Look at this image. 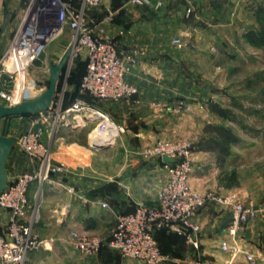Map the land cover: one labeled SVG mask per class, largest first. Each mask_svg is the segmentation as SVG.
Masks as SVG:
<instances>
[{"label":"crops","instance_id":"crops-1","mask_svg":"<svg viewBox=\"0 0 264 264\" xmlns=\"http://www.w3.org/2000/svg\"><path fill=\"white\" fill-rule=\"evenodd\" d=\"M147 1L136 5L129 0H105L103 7L86 13L88 23L95 25L109 9L113 21L100 25L104 33L115 39L120 49L145 51L127 75L137 95L132 102L99 103L90 99L124 128L120 138L102 150L92 148L91 142L63 143L62 154H52L51 159L54 164L63 163L64 171L51 176L53 183L30 186L29 211L37 208L38 213L32 230L44 245L29 252L24 264H143L121 258L108 245L95 255L82 254L73 248L70 232L105 238L117 215L132 212L138 204L154 206L165 172L158 159L141 155L143 160L138 155L140 149L157 139L175 136L180 126L193 125V138L200 137L210 122L195 115L174 114L171 108L175 99L187 98L197 113L210 116L212 111L203 100L212 89L194 80L225 76L229 72L225 63L237 60L246 50L256 53L262 48L251 38L261 36L264 0ZM0 32L1 54L8 46L2 40L4 25ZM175 38L184 43L182 48L172 43ZM58 140L61 138L54 137L49 143L55 145ZM192 155L189 184L207 193L215 188L213 173L220 163L215 154L197 151ZM22 156L9 154L7 179L27 169ZM244 203L252 205L258 214L242 224L235 237L227 231L228 211L216 203L208 204L193 217L200 228L196 248L184 237L157 232L155 239L166 258L162 264H251L247 254L253 255L254 264H264V199ZM3 218L5 222L7 214ZM222 242L236 251H223Z\"/></svg>","mask_w":264,"mask_h":264},{"label":"built area","instance_id":"built-area-1","mask_svg":"<svg viewBox=\"0 0 264 264\" xmlns=\"http://www.w3.org/2000/svg\"><path fill=\"white\" fill-rule=\"evenodd\" d=\"M33 1L37 7L36 17L34 20L22 21L13 41L0 54V99L4 106H15L22 102V76L26 67L64 26L72 33L71 55H84L87 62L86 73L80 82L78 97L68 107L62 109L59 101V105L49 115L50 109L37 114L41 117L32 122L28 130L14 141V145L24 153L28 167L7 179L0 192V211L7 214V220L0 225V264H24L29 252L44 245V241L32 230L38 220V213L37 208L29 211L28 190L33 183H53L51 176L60 174L65 169L63 163H52L43 143L45 134L52 139L61 127L89 123L96 124L92 131L99 135L111 124L117 132L115 141L119 132H124V128L112 122L102 109L83 96L88 95L99 103L134 101L137 89L127 80V75L145 54L144 50L120 49L117 41L104 33L100 25L113 21L109 9L97 24L88 23L86 13L103 7L105 0ZM129 2L136 5L148 3L147 0ZM172 43L178 48L184 46L178 38ZM7 80L13 83L10 92L3 89ZM174 107L188 109L184 101L177 102ZM44 114L48 115L49 121L43 118ZM142 154L145 158L158 159L165 172V179L156 191L157 204H138L132 212L117 215L114 227L105 238L72 230L69 236L76 251L95 255L102 246L108 245L122 258L144 264H162L166 258L158 247L156 232L164 230L184 237L196 248V235L200 228L193 217L208 204L222 205L228 211L227 231L233 237L242 224L257 216V209L235 196L200 193L190 186L192 154L189 143L157 140L144 147ZM165 157L173 161L164 162ZM220 247L225 252L236 251L227 242H222ZM246 259L251 264L255 263L251 254H247Z\"/></svg>","mask_w":264,"mask_h":264},{"label":"rangeland","instance_id":"rangeland-1","mask_svg":"<svg viewBox=\"0 0 264 264\" xmlns=\"http://www.w3.org/2000/svg\"><path fill=\"white\" fill-rule=\"evenodd\" d=\"M0 5V28L4 25L2 40L6 41L9 46L22 21L34 20L37 15V7L33 0H0ZM71 36V31L64 26L57 35L45 44L40 55L28 64L22 76L24 86L21 93L22 101L33 100L45 91L49 80V66L57 64L64 52L70 48ZM254 51V49L246 50L237 60L225 63L224 66L229 71L228 74L225 73V76L219 77L218 75H214L210 79L200 78L194 80L197 84H205L212 89V94L208 95V98L204 99L203 102L206 105H217L225 112L224 116H219L210 110L211 117L200 115V112H198L199 114L197 113L198 110H194L192 102L183 97H177L174 104L184 101L188 109L171 108L174 114L185 113L187 115H195L196 117L199 116V118L208 120L210 122L208 124L224 126L236 135L238 141L230 145L231 157H226L216 167V171L213 173L215 188L209 192L216 196H235L243 202L245 200L264 199V46L263 48L256 49V53ZM79 60H85L83 54L71 55L69 57L62 73L64 75L62 76L64 77L63 84L59 83L58 93L54 97L55 103L50 107L48 115L51 113V110H54L59 105V101L62 109L69 106L65 107L63 103L70 98L73 88L67 87L65 81L70 69H73L74 63ZM12 86L13 83L7 80L3 89L6 92H10ZM65 91L67 93L64 99ZM0 105H4L2 99H0ZM48 115L44 114L43 118L49 121ZM40 117V115H33L12 118L7 136L14 141L18 140L28 130L31 123ZM108 117L114 122L109 115ZM79 125L74 123V127L65 129L61 127L57 135L54 136L57 139L61 138V140H58V143H55V145L52 142L49 143L51 139L47 137V133L45 134L43 143L50 157L52 154H62L61 146L63 143L64 145L71 142H76L80 145H83L85 142L90 144L91 141L88 139V134L94 129L96 124L89 125L88 123L83 128L79 127ZM195 131L196 128L193 125L180 126L179 131L176 134L173 133L175 136L157 140L187 142L191 145V154H196L195 144L202 134L197 139H194ZM121 135L122 133L119 132L118 137L111 145H114ZM154 142L146 146L152 145ZM144 147L140 149V154H138L141 158ZM13 154H19V157H23L22 155H24L17 145H14L11 150L10 157ZM204 154L214 153L204 152ZM21 161L22 158H20V163H22ZM4 214L6 213L0 211V220H3L2 224L4 222Z\"/></svg>","mask_w":264,"mask_h":264},{"label":"water","instance_id":"water-1","mask_svg":"<svg viewBox=\"0 0 264 264\" xmlns=\"http://www.w3.org/2000/svg\"><path fill=\"white\" fill-rule=\"evenodd\" d=\"M70 56L71 48L64 52L57 64L49 66L48 85L40 96L33 100L22 101L15 106L0 105V192L4 189L7 181L6 160L14 147V140L7 136L11 119L37 115L50 109L57 92L59 78ZM90 146L102 150L107 148L109 144L91 143ZM163 161L171 163L173 160L165 157Z\"/></svg>","mask_w":264,"mask_h":264},{"label":"trees","instance_id":"trees-1","mask_svg":"<svg viewBox=\"0 0 264 264\" xmlns=\"http://www.w3.org/2000/svg\"><path fill=\"white\" fill-rule=\"evenodd\" d=\"M67 1V0H65ZM251 42L253 44H256L257 47L264 46V31L262 30L261 36L256 38H251ZM86 60L82 61L79 60L76 63H74L73 69H70L67 77H66V86L72 87L73 91L71 93V96L68 100H66L63 105L66 107L68 106L75 98L78 97V89L80 82L83 78V76L86 73ZM64 70V69H63ZM63 73V71H62ZM64 75L61 74L58 84H57V92L58 93V86L60 84H63ZM61 81V82H60ZM60 83V84H59ZM66 91L64 92V99L66 96ZM56 97V96H55ZM86 100H90L91 97L88 95L83 96ZM55 100H53L52 105L55 103ZM51 105V106H52ZM210 111L216 113L219 116H224V111H222L217 105L215 104H209ZM238 141V138L236 135L228 128L224 126H216L207 124L204 126L202 135L199 138V140L195 144V149L197 151H204V152H211L215 154L216 161L218 163H222L226 157L230 155V145L236 143ZM164 231V230H160ZM159 232V231H157ZM156 232V233H157Z\"/></svg>","mask_w":264,"mask_h":264},{"label":"bare ground","instance_id":"bare-ground-1","mask_svg":"<svg viewBox=\"0 0 264 264\" xmlns=\"http://www.w3.org/2000/svg\"><path fill=\"white\" fill-rule=\"evenodd\" d=\"M108 129L104 130L102 134H96L95 131H92L88 134V139L91 140V143L95 144H109L114 142V138L117 135V132L112 128L111 124L107 126ZM111 143V144H112Z\"/></svg>","mask_w":264,"mask_h":264}]
</instances>
